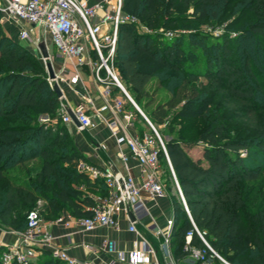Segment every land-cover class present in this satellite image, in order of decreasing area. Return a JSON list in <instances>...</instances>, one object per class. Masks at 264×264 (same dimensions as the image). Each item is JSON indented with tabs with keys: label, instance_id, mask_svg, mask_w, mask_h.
<instances>
[{
	"label": "trees",
	"instance_id": "1",
	"mask_svg": "<svg viewBox=\"0 0 264 264\" xmlns=\"http://www.w3.org/2000/svg\"><path fill=\"white\" fill-rule=\"evenodd\" d=\"M239 2L123 0L122 13L136 22L118 27L115 67L136 102L148 95L154 77L185 71L187 86H179L178 98L158 104L148 117L153 124L163 125L169 111L182 104L180 118L209 121L199 137L204 146L201 158L188 154L192 143L177 139L166 143L172 168L194 224L206 232L207 242L232 264H264V183L256 187L263 182V170L250 162V146L244 140H226L222 124L212 116L219 101L236 121L256 131L261 141L257 145L264 153V102H257L264 95V74L252 64L259 61L253 49L264 52V0H251L250 8L238 13ZM207 20L226 23L234 36L218 46L194 35L185 43L173 35L165 39L178 26ZM242 43L245 60L240 65L235 63V52ZM199 49L205 52L203 69ZM30 53L4 37L0 28V226L17 233L26 230L28 214L40 201L47 204L40 213L54 220L64 210L75 217H91L98 205L79 188L90 186L92 180L77 170L84 158L63 123L61 100L46 69ZM160 159L168 163L163 152ZM250 183L253 188L247 190ZM175 214L173 246L177 257H182L193 225L181 202L175 203ZM193 240L203 246L197 236ZM43 255L38 264H64L48 253Z\"/></svg>",
	"mask_w": 264,
	"mask_h": 264
},
{
	"label": "built area",
	"instance_id": "2",
	"mask_svg": "<svg viewBox=\"0 0 264 264\" xmlns=\"http://www.w3.org/2000/svg\"><path fill=\"white\" fill-rule=\"evenodd\" d=\"M122 5L123 0H100L95 4H91L88 0H0V22L19 24L22 29L21 42L30 41L37 31L43 30L50 34L57 52L56 58L68 61L74 66L73 83L81 80L83 68L89 67L93 70L96 84L104 87L102 95L105 105L101 112L109 111L112 114L114 121L110 125L117 143L126 145L129 157L135 159L141 167L142 182L138 183L132 176L124 177L110 170L103 171L85 160H80L77 170L93 181L103 180L109 187L110 195L97 205L91 217L80 219L78 224L87 233L101 228L118 229L119 214L130 212L134 220L130 221L129 231L139 236V224L150 216L146 199L166 196L160 164V154L163 152L175 179L180 202L193 225V229L186 234L183 247L187 260L191 264H232L207 242L206 232H202L194 224L168 157L166 145L153 124L148 121L155 134L131 136L119 122L118 116L123 112L125 103L123 99L113 98V88L121 90L135 105L126 92L115 67L118 27L121 23L136 22L134 18L122 13ZM51 58L50 56V60ZM61 108L65 110L63 123L73 124L66 108L64 109L62 105ZM73 112L81 124L79 130H89L96 126L95 119L87 114L85 107L79 106ZM128 118L131 119L130 116ZM121 158L124 161L128 160L123 154ZM73 222L70 216H61L45 225L40 212L31 211L27 217L26 230L17 233L16 245L7 247L1 255L2 264H33L38 251L47 248L52 241L49 233L50 226L69 228ZM176 225V217H173L168 223L166 233H163L156 225L149 228V231L163 238L160 244L163 262L157 260L155 264H177L173 252V231ZM196 236L203 242V246L194 243L193 239ZM105 248L109 253L117 252L115 242L106 243ZM155 254V248L143 239L141 242L136 241L130 252L119 253L117 259L121 264H151ZM53 256L64 264H79L76 259L68 255L67 251L55 250Z\"/></svg>",
	"mask_w": 264,
	"mask_h": 264
},
{
	"label": "crops",
	"instance_id": "3",
	"mask_svg": "<svg viewBox=\"0 0 264 264\" xmlns=\"http://www.w3.org/2000/svg\"><path fill=\"white\" fill-rule=\"evenodd\" d=\"M88 1L91 4H95L100 0ZM10 26H13V23ZM17 26L21 27L19 24ZM54 69L64 93V99L61 101L62 107L64 109L70 108L75 110L79 106H83L87 114L96 121L94 128L84 131L79 130V127L74 124L64 123L67 132L72 136L75 147L84 160L103 171L110 170L114 174H121L124 177L132 176L138 183H141L142 171L139 163L129 157L127 146L118 144L117 138L113 134V129L110 125L114 121L112 114L109 111L101 112V109L105 105V99L102 95L104 87L96 84L93 70L89 67L83 68L81 80L73 83L72 78L75 74V69L70 62L57 59L56 64H54ZM112 95L113 98L124 100L125 108L119 114L118 119L129 134L131 136H143L145 133H150V124L148 122L150 120L143 115L136 103L135 105L131 103L124 93L116 87L113 88ZM130 98L132 99L131 96ZM60 113L64 116L65 110L63 111L61 108ZM129 116L131 119L128 118ZM143 118L146 119L147 123L142 120ZM121 154L127 156L128 160L124 161L121 158ZM162 181L165 186L167 180L163 171ZM79 188L97 204L110 195L109 187L103 180H92L90 186L83 184ZM174 197V194H166L163 198L146 199L150 216L139 224V236L129 231L131 218L128 213L121 212L119 214L118 229L101 228L95 232L87 233L78 224V221L82 218L72 216L64 210L61 216H70L74 221L72 226L67 228L51 225L49 233L51 234L52 241L47 248L38 251L33 264H38L39 260L44 257V253H48L54 258L53 251L55 250L67 251L68 255L76 259L79 264H121L117 259L118 254L121 252H130L134 248V243L136 241L141 242L143 239L156 250L151 264H155L157 260L163 262V255L160 252V244L163 242V238L156 236L153 232L149 231V228L156 225L163 233L168 231V223L176 215L175 203H180V197L177 196V200ZM39 204L41 205L39 208L41 212L46 209L47 204L45 201H40L37 207ZM53 221L54 219L43 218L45 225ZM17 241V232L0 226V248L6 250L7 247L16 245ZM108 242H115L116 253H109L106 250L105 245ZM175 250L176 248L173 246L177 264H191L186 256L182 255V257H177Z\"/></svg>",
	"mask_w": 264,
	"mask_h": 264
},
{
	"label": "rangeland",
	"instance_id": "4",
	"mask_svg": "<svg viewBox=\"0 0 264 264\" xmlns=\"http://www.w3.org/2000/svg\"><path fill=\"white\" fill-rule=\"evenodd\" d=\"M251 6V0H240L238 4L237 12H242L246 8H250ZM11 23H1L0 22V28L2 31V34L4 37L6 36L13 42H19L21 43L27 50H29L31 55L35 57L39 63L45 68V62L41 56L40 50H39V44L41 42H46L48 51L51 58L52 64H56L57 59L56 58V49L52 43V39L49 33L41 30L35 32V34L32 36L31 40L28 42H21L20 40V32L21 27L17 26L18 24L13 23V26H10ZM226 23L219 24L215 20H207V21H195L194 23L187 25V26H178L175 30H171L173 34H170V32H167V35H165L166 38H170V36L173 35V38H183V43H185L190 36L194 35L197 37H203L207 40V43L210 46H218L221 42L226 41L230 37L234 36V33L230 30L226 29ZM242 49L239 51H236L235 53V63L242 65L245 60V54H244V47L245 44L242 43ZM247 46V45H246ZM251 46L254 48L255 42L251 43ZM197 53L200 56V68H205L206 58H205V52L202 50H197ZM264 52L260 50L259 48L255 47L253 49V56L255 58L257 57L259 61L254 60L252 63L254 67H257V72L260 74H264V65L262 63ZM59 60V59H58ZM46 69V68H45ZM187 74H185V71L177 74L174 71H165L161 73L159 76L154 77L150 84L147 87L148 95L145 97H141L136 100L133 98V96L128 92V94L132 97L134 100V103H136L139 110L143 113L145 117L149 119L150 112L157 107L158 104L169 102L176 100L178 98L177 90L179 89V86H182L181 88H184V86H187L186 82L188 80ZM263 78V76L261 77ZM121 80V79H120ZM122 82V81H121ZM202 83L207 82L205 77H201ZM196 89H200L201 87L195 86ZM125 88V87H124ZM126 89V88H125ZM190 89V87H189ZM257 102L263 103L264 102V95H260L257 98ZM182 104L178 105L177 108L174 110L169 111V115L167 118L166 123L163 125L159 124H153L154 128L156 129L159 137L163 141V143L166 145L167 142L171 141L172 139H177L184 142L192 143L194 146L187 149L188 154L193 158L197 159L199 157H202V152L204 146L199 143V137L202 132L208 129L209 127V121L203 120V119H196V120H184L178 116V111L181 109ZM212 116L215 118H218V122L222 124L224 131L226 133V140H244L249 146L251 150L252 156L250 157V162L253 163L255 166H260V168L263 170V174L261 176V180L263 182L258 183L256 187L260 188V184L264 183V153L260 152V148L258 147L259 137L256 131L249 127V125L244 123H239L235 120V116L232 114L231 110L226 109L222 103H219V101L216 103L215 107L213 108ZM143 121L146 122V119L143 118ZM147 123V122H146ZM148 125V124H147ZM150 133H154L151 127H149ZM73 141V139H72ZM74 143V142H73ZM72 145V144H71ZM70 145V146H71ZM247 155L246 151L242 153V156L245 157ZM161 168L163 171V174L167 180L165 185L166 194H174V199L177 200V198L180 196L177 190L176 182L173 177V174L171 172V169L163 160L160 159ZM32 165V164H30ZM32 167V166H31ZM6 173L10 174V171L6 170ZM253 188V184L250 183V185L247 187V190H251ZM264 192V191H263ZM264 195V194H263ZM178 196V197H177ZM255 203H257V200H255ZM41 205L39 204L38 207L35 209V211L41 212L39 209ZM42 216V220L44 216L42 213H40ZM4 253L3 248H0V256ZM224 258V257H223Z\"/></svg>",
	"mask_w": 264,
	"mask_h": 264
},
{
	"label": "water",
	"instance_id": "5",
	"mask_svg": "<svg viewBox=\"0 0 264 264\" xmlns=\"http://www.w3.org/2000/svg\"><path fill=\"white\" fill-rule=\"evenodd\" d=\"M38 47H39L41 56H42L43 60L45 61V68H46V71H47L48 76H49V81H51L53 83V90L56 93L57 97L62 101L64 99V93H63V91L60 87V84L58 82V76L55 72L54 65L50 61V54H49L46 42H41ZM66 112H67L68 116L72 119L73 124L77 127H80L81 124H80L78 118L76 117L75 113L73 112V110L70 108H66ZM129 216L131 218V221H133L134 218L130 212H129Z\"/></svg>",
	"mask_w": 264,
	"mask_h": 264
}]
</instances>
